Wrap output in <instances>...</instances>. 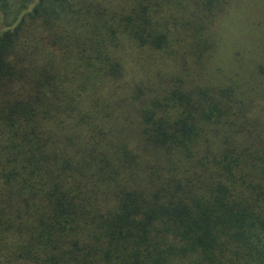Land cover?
<instances>
[{
	"label": "trees",
	"instance_id": "1",
	"mask_svg": "<svg viewBox=\"0 0 264 264\" xmlns=\"http://www.w3.org/2000/svg\"><path fill=\"white\" fill-rule=\"evenodd\" d=\"M260 9L38 0L0 33V264H264Z\"/></svg>",
	"mask_w": 264,
	"mask_h": 264
},
{
	"label": "rangeland",
	"instance_id": "2",
	"mask_svg": "<svg viewBox=\"0 0 264 264\" xmlns=\"http://www.w3.org/2000/svg\"><path fill=\"white\" fill-rule=\"evenodd\" d=\"M38 0H0V33H3L6 30H12L15 27H17V25L20 22V19L22 18V16L27 13L29 10H31V8L37 3ZM261 7L260 3H255L253 5V8H259ZM259 16L258 15H252L251 18L252 19H257L259 18L261 20V18H263V24L262 27L264 28V12L263 10H259ZM247 14L243 13V15L240 16L241 18V25L248 22L247 21ZM249 28V27H248ZM250 30L248 36L251 33H255L256 32V28L255 29H248ZM246 36V35H245ZM229 55L230 54H223L218 56L219 57V61L222 63L223 65V69H225L226 71H230L232 70L230 68V66L227 65L228 61H229ZM240 55V54H237ZM252 55H246L243 56L246 59H249ZM233 60L231 59V62ZM248 68L252 69L251 66H249Z\"/></svg>",
	"mask_w": 264,
	"mask_h": 264
}]
</instances>
